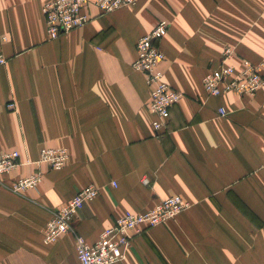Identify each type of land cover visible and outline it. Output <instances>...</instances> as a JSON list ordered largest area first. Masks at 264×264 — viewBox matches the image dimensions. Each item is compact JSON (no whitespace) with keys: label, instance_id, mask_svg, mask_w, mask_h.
Segmentation results:
<instances>
[{"label":"crops","instance_id":"obj_1","mask_svg":"<svg viewBox=\"0 0 264 264\" xmlns=\"http://www.w3.org/2000/svg\"><path fill=\"white\" fill-rule=\"evenodd\" d=\"M49 1L0 0V154L19 150L32 161L0 183V264H80L75 235L46 243L44 228L53 209L91 184L99 195L75 218L91 243L126 211L177 194L190 203L135 235L114 264H264V88L208 96L202 82L227 47L237 63H262L264 74V0L91 6L86 25L57 38L46 29ZM162 18L170 26L161 69L184 96L157 133L151 88L132 62L138 39ZM44 147L67 148V165L37 163ZM37 171V187L11 189Z\"/></svg>","mask_w":264,"mask_h":264},{"label":"built area","instance_id":"obj_2","mask_svg":"<svg viewBox=\"0 0 264 264\" xmlns=\"http://www.w3.org/2000/svg\"><path fill=\"white\" fill-rule=\"evenodd\" d=\"M138 0H50L43 6L46 29L49 38L86 25L91 19L90 7L95 6L100 12H112L121 7L134 5ZM170 23L159 19L155 26L142 35L136 44L137 56L132 66L145 74L146 82L151 88L150 110L155 118L152 122L155 132L167 129L171 108L184 96L183 92L173 88L164 77L161 64L165 53L160 47V40L167 34ZM236 50L227 47L220 63L210 67L203 77V88L208 96L233 93L243 97L256 95L264 88L263 64L248 58L235 61ZM6 58L0 55V64H6ZM16 102L7 103L9 109H16ZM223 115L224 107L219 109ZM21 152L13 150L0 154V183L3 176L15 170L19 165L32 163L30 159L22 161ZM70 158L65 147H44L40 151L37 163L47 164L52 169H62ZM264 170V165H263ZM43 180L42 172H34L14 180L10 187L14 192H23L37 187ZM147 180H145L146 182ZM99 195V188L91 184L80 189L63 205L52 210L51 217L44 228V241L56 242L63 234L73 233L76 237V250L80 264H114L126 257V251L135 235L176 217L188 207L181 195H172L160 200L153 208L144 212L126 211L115 223L104 228L98 240L91 243L80 235L75 227V218L86 203Z\"/></svg>","mask_w":264,"mask_h":264},{"label":"rangeland","instance_id":"obj_3","mask_svg":"<svg viewBox=\"0 0 264 264\" xmlns=\"http://www.w3.org/2000/svg\"><path fill=\"white\" fill-rule=\"evenodd\" d=\"M70 159V158H69ZM69 161V160H68ZM67 165V164H66Z\"/></svg>","mask_w":264,"mask_h":264}]
</instances>
